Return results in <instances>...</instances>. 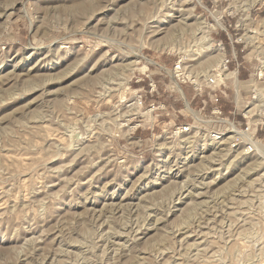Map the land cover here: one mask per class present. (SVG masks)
<instances>
[{
	"label": "rangeland",
	"instance_id": "1",
	"mask_svg": "<svg viewBox=\"0 0 264 264\" xmlns=\"http://www.w3.org/2000/svg\"><path fill=\"white\" fill-rule=\"evenodd\" d=\"M214 18L255 84L237 99L226 81L224 116L263 120L264 0H0V264H264V128L247 155L166 126L131 135L152 120L128 107L133 52L184 59L202 86L215 71L195 23Z\"/></svg>",
	"mask_w": 264,
	"mask_h": 264
},
{
	"label": "built area",
	"instance_id": "2",
	"mask_svg": "<svg viewBox=\"0 0 264 264\" xmlns=\"http://www.w3.org/2000/svg\"><path fill=\"white\" fill-rule=\"evenodd\" d=\"M210 2L216 6L221 0H210ZM213 44L221 46L224 52L222 63L226 69L235 71L238 79L242 62L236 49L244 50L246 44L233 39L227 31L225 42L219 37L213 39ZM183 60L178 59L170 67L162 63L157 67L159 69L157 75L161 77L160 79L168 78V83H170L171 76L168 72L172 73L179 81V89L170 88L160 80H156V74L149 70L152 65H148L145 72L133 74L129 86H132V83L137 85L136 92L140 105L150 111L154 118L150 125L145 119L139 118L137 124L132 126L131 135L138 130L140 134L133 138H139L141 142L148 141L154 137L157 130L163 132L160 124L165 123L167 124V139L176 141L180 138L191 137L214 146H226L229 150L245 155L255 154L260 146L258 131L264 128V119L249 123L247 117L236 105L233 111L224 116L222 103L223 97L227 96L226 81L232 80L233 82V79L223 78V74L220 76L221 79L212 75L197 89L184 73ZM241 91L243 90L239 92ZM233 94L236 95L235 89H233ZM177 103L178 108L175 107ZM142 121L144 124L141 123ZM143 132H147L148 137H143Z\"/></svg>",
	"mask_w": 264,
	"mask_h": 264
},
{
	"label": "bare ground",
	"instance_id": "3",
	"mask_svg": "<svg viewBox=\"0 0 264 264\" xmlns=\"http://www.w3.org/2000/svg\"><path fill=\"white\" fill-rule=\"evenodd\" d=\"M191 8H190V10H191ZM85 9H86L85 5H81L80 10L81 11H85ZM248 13H249V7L245 8V11H244V18L245 19L250 18L248 16ZM195 25L198 26L196 28V30H198V31H201L202 30V33L199 36V40L202 43H204V45H205L203 49L205 50V52L211 53V54H209V56H207L206 61H211L210 64L208 65V67H211L212 70L215 71V73H213L212 75L215 76V77H217L218 79H221L220 76L222 74H223V78L224 77H226V78H233V80H234V86H235L234 89L236 90V93H237V96H236L237 99L239 98L238 91H239V88H240V85L241 84L242 85H246V89L254 88L255 87V84H254V81L252 79H249V80H246V81H242L241 82L240 80H238L239 78L238 79L236 78V75H235L236 72L235 71H231L229 69H226V67L222 63V59H224V52L222 51L221 46H213L212 39L209 37L208 32L211 29H214L216 26L219 27V28H222L223 25L221 24V22L219 21V19L218 18H214V24H211V25H207L204 21L197 22V23H195ZM250 38L251 37L242 36V39H244L246 42L252 41ZM174 46L175 45H173V47H171V49H175ZM259 55H261V52H259ZM133 56L136 57L137 60L131 61L130 63L126 64V66L129 69L130 74L133 73V70H136L137 69V70H139V71L142 72V71H144L147 68L146 64L142 65L141 67H138V66L135 67V66H133L134 63L136 65L139 64V59L140 58L141 59H144L147 63L154 64L156 67H158V65L160 64V63H157V61H155L153 59H149L146 56H144V55H142V54H140L138 52H133ZM247 57L249 58V54H247ZM168 73L170 74L171 79H172V88L179 89L180 85L178 84L179 81L177 80V78L172 73H170V72H168ZM184 73H185L186 77L191 81V83L197 89H199L201 87V85H200L201 82L199 81L198 76H196L195 74L191 73L190 71H187V72L184 71ZM120 84H122V83H120ZM123 84L125 85V83H123ZM125 89L129 90L130 88L127 86ZM255 90L257 91V89H255ZM132 92H134V97H133V100L131 101V104L128 105V107L130 106V108H132L131 109L132 112H135V113H139L140 110H143V113H140V116H142V115H149L150 118H152V120H145V121L147 123H149V125H150L153 122V120H154L153 116L150 114V111L146 110L145 108H142V106L140 105V102H139V99H138V95H137L136 89L132 90ZM257 93L259 94V92H257ZM257 93H256V95L257 96H260ZM254 98H256V96H254ZM260 106H262V105H260ZM255 107L257 108V106H255ZM251 112H252V110H248V111H245V113H244L245 116L248 117V120H249L250 123L252 122ZM255 121H257V120H255ZM165 126L167 127V124H165ZM69 128H70V132L69 131L68 132H69V137L71 138V140H73L75 138H78L82 134V133L79 134V131L76 129V127L74 128V125H73V127H69ZM165 131H166V129H165ZM163 132H164V130H163ZM166 134H167V132H166ZM166 134H165V136H166ZM158 135H160V134H158ZM137 139L139 140V138H137ZM258 150H259V147H258ZM260 150H261L260 152L263 153V151H264L263 147H260Z\"/></svg>",
	"mask_w": 264,
	"mask_h": 264
},
{
	"label": "crops",
	"instance_id": "4",
	"mask_svg": "<svg viewBox=\"0 0 264 264\" xmlns=\"http://www.w3.org/2000/svg\"><path fill=\"white\" fill-rule=\"evenodd\" d=\"M222 40H223V38H222ZM222 105H223V103H222ZM175 107L178 108L179 107V104L177 103ZM223 111H224V109H223ZM160 125H161V127H163V126H165V123H161Z\"/></svg>",
	"mask_w": 264,
	"mask_h": 264
}]
</instances>
